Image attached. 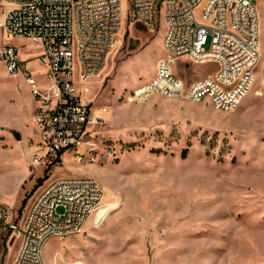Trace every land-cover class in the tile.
<instances>
[{
    "label": "rangeland",
    "instance_id": "obj_1",
    "mask_svg": "<svg viewBox=\"0 0 264 264\" xmlns=\"http://www.w3.org/2000/svg\"><path fill=\"white\" fill-rule=\"evenodd\" d=\"M253 2L260 15L255 82L235 109L224 112L209 98L190 102L152 93L143 103L125 101L155 74L165 25L162 12L155 30L128 23L129 0H121L120 41L87 81L92 91L86 98L101 119L78 147L80 162L68 152L61 164H33L38 131L31 86L0 63V202L10 217L21 220L39 191L58 178L90 177L104 192L86 227L47 239L44 261L264 264V0ZM196 14L205 22L199 9ZM12 42L44 86L34 59L38 49L26 39ZM183 63L172 69L185 82L215 70L211 63ZM7 241L4 233L0 264H10L17 249L18 240Z\"/></svg>",
    "mask_w": 264,
    "mask_h": 264
},
{
    "label": "built area",
    "instance_id": "obj_2",
    "mask_svg": "<svg viewBox=\"0 0 264 264\" xmlns=\"http://www.w3.org/2000/svg\"><path fill=\"white\" fill-rule=\"evenodd\" d=\"M197 9L205 22L198 20ZM159 12L165 25L164 56L153 77L125 101L143 103L156 93L190 102L209 98L216 110L235 109L249 94L260 59V15L253 0H129L126 21L155 30ZM122 20L121 0H0V63L7 74L26 79L35 102L33 164H61L68 152L77 162L84 158L78 147L101 119L86 98L92 91L87 81L119 43ZM15 38L38 49L34 59L43 69L44 86L20 58ZM178 61L185 67L186 62L211 63L215 70L185 82L172 69ZM103 197L96 180L75 176L43 187L21 220H13L0 202V239L7 233L8 245L18 240L10 264H46L42 251L47 239L81 231Z\"/></svg>",
    "mask_w": 264,
    "mask_h": 264
},
{
    "label": "crops",
    "instance_id": "obj_3",
    "mask_svg": "<svg viewBox=\"0 0 264 264\" xmlns=\"http://www.w3.org/2000/svg\"><path fill=\"white\" fill-rule=\"evenodd\" d=\"M34 110H35V107H34ZM33 114H34V111H33ZM34 135V134H33ZM35 136V135H34ZM36 139V138H35ZM65 156H66V154H65ZM65 156H64V159H65ZM89 221V220H88ZM88 221L86 222V224L88 223ZM86 224H85V226L84 227H86ZM45 263L46 264H51V263H49L48 261H45Z\"/></svg>",
    "mask_w": 264,
    "mask_h": 264
},
{
    "label": "water",
    "instance_id": "obj_4",
    "mask_svg": "<svg viewBox=\"0 0 264 264\" xmlns=\"http://www.w3.org/2000/svg\"><path fill=\"white\" fill-rule=\"evenodd\" d=\"M15 134V133H14ZM16 135V134H15ZM17 139H18V136L16 135Z\"/></svg>",
    "mask_w": 264,
    "mask_h": 264
},
{
    "label": "trees",
    "instance_id": "obj_5",
    "mask_svg": "<svg viewBox=\"0 0 264 264\" xmlns=\"http://www.w3.org/2000/svg\"><path fill=\"white\" fill-rule=\"evenodd\" d=\"M24 202V201H23Z\"/></svg>",
    "mask_w": 264,
    "mask_h": 264
}]
</instances>
